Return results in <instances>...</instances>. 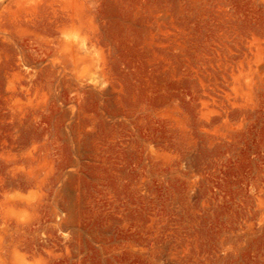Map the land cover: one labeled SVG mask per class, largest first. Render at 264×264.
<instances>
[{
    "label": "rangeland",
    "instance_id": "obj_1",
    "mask_svg": "<svg viewBox=\"0 0 264 264\" xmlns=\"http://www.w3.org/2000/svg\"><path fill=\"white\" fill-rule=\"evenodd\" d=\"M0 264H264V0H0Z\"/></svg>",
    "mask_w": 264,
    "mask_h": 264
}]
</instances>
